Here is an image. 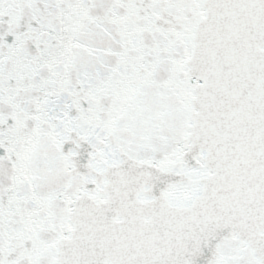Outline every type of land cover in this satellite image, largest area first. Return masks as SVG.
<instances>
[{
	"label": "snow or ice",
	"instance_id": "snow-or-ice-1",
	"mask_svg": "<svg viewBox=\"0 0 264 264\" xmlns=\"http://www.w3.org/2000/svg\"><path fill=\"white\" fill-rule=\"evenodd\" d=\"M0 264H264V0H0Z\"/></svg>",
	"mask_w": 264,
	"mask_h": 264
}]
</instances>
